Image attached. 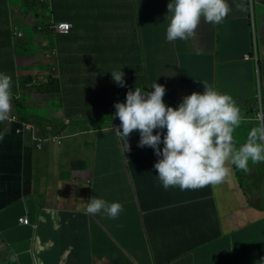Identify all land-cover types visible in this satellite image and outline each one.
<instances>
[{
    "label": "crops",
    "instance_id": "obj_1",
    "mask_svg": "<svg viewBox=\"0 0 264 264\" xmlns=\"http://www.w3.org/2000/svg\"><path fill=\"white\" fill-rule=\"evenodd\" d=\"M27 2H8L10 24H49L58 11L72 29L35 35L40 52L58 49L52 58L23 57L25 39L19 51L8 33L0 37L11 43L0 44V72L13 85L12 109L0 129V210L23 192L37 206L31 256L21 260L0 236V264L30 258L32 264H259L264 162H249L247 173L231 166L218 185L165 190L156 176L154 150L138 147L135 131L131 150L124 152L114 135L120 121L112 116L120 89L147 92L156 82L166 89L164 103L176 108L185 96L203 94L207 82L236 101L243 119L234 140L237 146L245 142L264 121V108L261 119L254 103L259 90L264 103V0H243L247 11L228 0L232 11L221 24L202 19L192 37L175 42H166L170 0H42L40 12ZM254 47L257 65L245 59ZM114 69L124 72L125 87L113 82ZM52 81L56 93L33 89ZM14 116L40 127L39 134L17 133L21 124L11 121ZM43 129L64 136L61 145L46 141L38 148L35 135L48 136ZM157 131L166 132L153 134ZM93 195L119 202L123 211L116 219L86 214Z\"/></svg>",
    "mask_w": 264,
    "mask_h": 264
},
{
    "label": "clouds",
    "instance_id": "obj_2",
    "mask_svg": "<svg viewBox=\"0 0 264 264\" xmlns=\"http://www.w3.org/2000/svg\"><path fill=\"white\" fill-rule=\"evenodd\" d=\"M39 1L41 3L42 0ZM232 3L237 10L247 11L243 0H232ZM231 11L228 0H170L164 20L167 25L166 42L189 39L202 19L206 23L221 24ZM52 21L56 22L51 18L49 24L33 26L35 35L49 31L53 35H66L55 33L50 28ZM10 33L12 41L26 38L17 24H10ZM18 33H22V36ZM53 51L57 53L53 54ZM255 52L257 54L256 47L248 56L253 57ZM58 54L57 48H51L43 57H58ZM247 60L256 61L257 64L258 56ZM110 73L113 82L120 87L126 86L125 74L121 69H114ZM202 83L203 94L193 92L185 96L176 108L164 103L166 89L156 82L152 83L151 91L142 92L137 87L134 91L129 89L126 101L114 104L112 120L118 118L120 121L114 135L123 142L124 152L131 150L130 134L139 131L137 146L154 150L158 157L154 164L158 173L156 176L165 190L173 187H179L182 191L194 190L218 185L231 174V166L247 173L250 170L249 162H264V121L252 128L245 142L237 146L234 133L243 119L239 106L231 95L221 93L207 82ZM12 86L11 76L0 72V121L10 115ZM258 101V116L262 114L263 119L264 103L260 90ZM16 122L20 123L18 117ZM20 124L19 127L22 126ZM154 130L166 132L157 131L154 135ZM161 143L164 145L162 150L159 147ZM122 211L123 206L119 202H108L95 195L88 198L85 209L86 214L102 212L109 219H116ZM259 264H264V258Z\"/></svg>",
    "mask_w": 264,
    "mask_h": 264
},
{
    "label": "water",
    "instance_id": "obj_3",
    "mask_svg": "<svg viewBox=\"0 0 264 264\" xmlns=\"http://www.w3.org/2000/svg\"><path fill=\"white\" fill-rule=\"evenodd\" d=\"M17 130V129H16ZM38 129L36 134H39ZM44 135L50 134L47 130L43 129ZM51 137L49 135L47 138ZM63 137L61 135V145ZM37 141L38 146V140ZM49 142V140H47ZM55 144V143H54ZM43 145V143H42ZM37 206L29 193L23 192L22 197L11 204L9 207L0 210V236L6 248L13 254L17 255L21 260L29 258L31 256V244L33 238V225L35 224ZM26 217L29 224L21 225L20 219ZM31 259V258H30ZM28 259L25 263L32 264Z\"/></svg>",
    "mask_w": 264,
    "mask_h": 264
},
{
    "label": "trees",
    "instance_id": "obj_4",
    "mask_svg": "<svg viewBox=\"0 0 264 264\" xmlns=\"http://www.w3.org/2000/svg\"><path fill=\"white\" fill-rule=\"evenodd\" d=\"M10 0H0V37H3L4 35H6L7 33L10 35V22L8 19V2ZM30 1L32 2L30 4ZM29 4V5H28ZM29 8L31 7L32 9H36L38 11V7L41 6V3L39 0H28L27 4H26ZM63 21V18L59 17L58 15V11L56 13V22L59 23ZM50 32V31H49ZM12 43V42H11ZM11 43H4L1 39H0V44H3L4 48H6V46H9ZM184 61L187 60V58H183ZM183 61V62H184ZM33 89L38 90V91H43V92H50V93H56L59 88L56 85L55 81L49 82L48 86H42V85H34ZM129 89L123 88L120 89L118 91V97L119 100L121 101V103H123L126 99V93ZM2 128V121H0V129Z\"/></svg>",
    "mask_w": 264,
    "mask_h": 264
},
{
    "label": "built area",
    "instance_id": "obj_5",
    "mask_svg": "<svg viewBox=\"0 0 264 264\" xmlns=\"http://www.w3.org/2000/svg\"><path fill=\"white\" fill-rule=\"evenodd\" d=\"M50 28L55 33H58V34H68L70 32V30L72 29V24L71 23H68V22H59V23H57V22H53L52 21L51 24H50ZM18 35L19 36H22V33H18ZM56 53H57V51H53V54H56ZM46 57H49V55H47ZM254 57L255 58L257 57L256 52L254 53V56L253 57L252 56H248V55L245 56L246 59H252ZM259 117L262 119V114H260ZM11 121H14V122L17 121V117L14 116ZM31 129H32V132L33 133L34 132L36 133L37 130H38L37 128L33 127L32 124L23 122L22 123V126L19 127V128H17L16 132L17 133H21V132H23L25 130H31ZM49 135H51V133L48 134V136ZM43 136H45V135H43ZM47 137H45V139H42V136H40L38 138V136L35 135V139L36 140L38 139V148L41 149L42 148V143L45 142V141H47V140L53 141L54 143H57V144L60 143L61 135H51V137H49V138H47ZM87 182H90V181H87ZM20 222L21 223H24V224H28V220L21 219Z\"/></svg>",
    "mask_w": 264,
    "mask_h": 264
},
{
    "label": "rangeland",
    "instance_id": "obj_6",
    "mask_svg": "<svg viewBox=\"0 0 264 264\" xmlns=\"http://www.w3.org/2000/svg\"><path fill=\"white\" fill-rule=\"evenodd\" d=\"M149 2H152V0H146V3H149ZM31 3L32 2L30 1V4ZM38 11L40 12V9ZM21 29L24 31V33L26 35V38H25V41H26V49L22 50V52L24 53V56L23 57L32 56V55H35V54H38L39 56L40 55L43 56L45 53L48 52V51L47 52H43V53L40 52V51H42V47L39 46L38 44H36V42L33 40V38L35 37V32H34V27L33 26H30V25H22L21 26ZM254 36L255 35L253 33L252 34V38H253L252 39V43H253V45H254V42H255ZM12 44L13 45H16L19 48V45H23V40L22 39H17L15 41V39H14L12 41ZM19 51H21L20 48H19ZM255 63H256V61H255ZM260 80H261V88H262L261 91L264 94V75L263 74H260ZM254 103H257V106H258V102L257 101H254Z\"/></svg>",
    "mask_w": 264,
    "mask_h": 264
}]
</instances>
